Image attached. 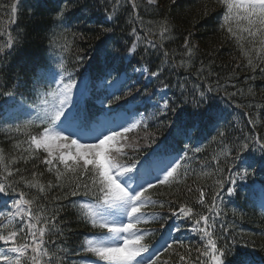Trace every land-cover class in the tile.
<instances>
[{"label":"trees","instance_id":"obj_1","mask_svg":"<svg viewBox=\"0 0 264 264\" xmlns=\"http://www.w3.org/2000/svg\"><path fill=\"white\" fill-rule=\"evenodd\" d=\"M17 2L19 7L14 16L11 5ZM65 2L71 12L65 22L60 23L55 19V11ZM113 3L115 0H0V45H4L10 35L15 40L19 33V43L7 55L0 56V89L8 91L15 84L18 94L23 93L28 103L33 101L34 88L45 86L39 79L40 71L48 66L54 70L57 57L63 56L68 70L79 82L77 94L80 96V106L93 110L98 117L103 107L100 101L104 100L106 106L107 98H111H106L103 84L118 74L127 73L128 83L133 89H139V92H133L135 108L128 113H132L136 119L141 118L139 114H144V123L126 134L128 141L136 145V148L125 149L129 156L143 157L155 150L157 145L170 146L173 154H178L177 158L184 154L185 144L191 149L201 148L199 153L189 151L190 159L184 161L189 166V172L182 183L160 186L147 193L152 199L177 201L171 210L158 206L146 209L147 212L158 211L165 218L139 225L149 233L144 238L145 244L154 243L167 228L172 230L175 240L182 242L183 247L174 245L167 253L162 251L161 260L176 264L179 255L173 253H179L185 255L191 264H196V249L202 248L205 241L198 232L192 231V220L173 216L172 211H178L181 203H187L201 214L207 211L206 207L195 204L199 193L195 190L187 193V189L214 186L216 177L202 176L200 173L215 170L216 163L212 157L224 145L231 149L233 144L242 142L246 136H256L264 142V59L257 57L253 51V65H248V57L242 55L241 45L244 50L252 45L248 39L238 42L221 28L225 9L218 0H156L154 5H149L147 0H136V11L132 10L127 0H121L119 17L105 23ZM165 20L170 28L167 33L169 38L162 40L160 25ZM107 27L114 29L112 41L115 42L109 41L106 60L100 51V42L104 40L103 28ZM133 29L136 30L135 34ZM243 35L247 36L246 33ZM186 37L190 46H194L190 59L185 55ZM133 42L137 43V51L129 56L127 48ZM153 44L157 47H152ZM161 44L162 48L159 47ZM65 46L69 49L66 52L62 51ZM165 52L168 53L167 57L164 56ZM78 55L83 60L77 61ZM182 61H186L187 66H181ZM145 66L152 71L157 67L164 70L158 78L133 72L134 68ZM114 67L121 72L112 71ZM164 84L169 85L164 91L174 103L166 114H159L154 102L159 99ZM208 87L213 89L210 93ZM124 91H128V88L115 95H123ZM200 91L205 92L203 99L199 96ZM4 99L0 97V152L5 155L7 163L12 156L28 155L23 151L28 147L25 143L28 136L23 131H15V125L22 121L11 127L6 124L8 120L5 115L16 105L4 104ZM120 103L123 104V101ZM172 109L183 110L181 115L195 112L205 114L211 109L213 119H202L194 123L186 135H176L170 122L178 117ZM14 116L15 113L11 114V117ZM250 119L254 124L249 123ZM40 130L33 127L30 132L37 134ZM220 131L226 133L223 138L218 135ZM146 134H150L148 139H145ZM213 137L216 139L213 140ZM17 143L20 144L19 148L15 147ZM44 155L41 152L27 162L18 159L14 166L20 168L27 179H31L32 171L42 173L38 179L46 186L45 194L23 186L21 190L28 193L29 198L35 196L38 204L46 209H59L57 224L63 234L46 236L52 241L47 247L57 254L63 264H82L81 258L85 255L89 260H94V256L83 253L81 248L89 233L100 230L92 229L80 219L78 208L74 205L84 199L82 193L76 197L68 195L72 191L70 177L65 179L63 185L57 186L55 173H49L47 166L41 162ZM231 155L235 156V151ZM245 155L254 157V163L249 168L251 174L246 180H238L235 185L226 182L217 200L221 212L217 228L223 222L229 229V232L222 234L227 241L221 240L219 243L247 245L253 251L257 264H261L264 258V153L258 145L252 144ZM201 161L207 167H202ZM219 163L225 169L223 175L226 176L229 174V163L234 161L231 157H220ZM48 182L53 184L52 188H47ZM228 186L235 188L231 195L227 193ZM212 190L206 188L208 203H211ZM64 196L67 199H63ZM56 197L61 199L55 200ZM4 199L7 197L0 196V210H4ZM8 204H11L10 199Z\"/></svg>","mask_w":264,"mask_h":264},{"label":"snow or ice","instance_id":"obj_2","mask_svg":"<svg viewBox=\"0 0 264 264\" xmlns=\"http://www.w3.org/2000/svg\"><path fill=\"white\" fill-rule=\"evenodd\" d=\"M147 2L149 5L156 4V0ZM218 2L225 9L221 28L238 42L248 39L252 45L248 50H244L241 45L242 55L248 57V65H253L251 58L253 51L257 57L264 59V0H218ZM127 3L131 5L133 11L138 8L136 0H127ZM18 7V2L11 5L14 16ZM121 7V0H115L105 23L117 19ZM70 12L71 8L65 2L55 11V19L63 23ZM113 31L112 27L103 28L105 35L104 40L100 42V51L106 60L107 46L109 41H112ZM169 31L168 22L165 20L160 25V38L168 39ZM135 32L133 29V34ZM244 33L247 34L246 37ZM17 43L19 33L15 40L10 35L8 41L0 45V56L7 55ZM152 47L155 48L157 45L153 44ZM159 47L162 48L163 45ZM184 47L187 48L185 55L190 59L194 46H190L187 37ZM68 50L67 46L62 49L65 52ZM136 51L137 43L133 42L128 46L127 54L131 56ZM167 55L165 52L164 56ZM76 59L81 61L83 57L78 55ZM123 59L121 57V61ZM181 66H187V62L182 61ZM111 70L121 72L115 67ZM163 70L162 67H157L152 71L145 66L134 68L133 72L158 78ZM39 79L48 83L46 87L34 88L35 100L32 103L27 102L23 93H17L15 84L11 90L0 89V97L5 98L4 104H15L18 112L28 116V119L15 125V131H23L28 136L25 141L28 147L23 150L28 155L12 156L5 163L6 157L0 152V196L7 197L3 200L4 210H0V264H63L57 254L48 249L47 245L52 241L46 239L49 235L63 234L57 224L59 209H46L44 205L38 204L35 196L29 198L28 193L21 190L23 186L45 194L46 186L38 179V176L43 174L32 171L31 179H27L24 172L14 166L18 159L27 162L34 156L38 157L41 152L46 154L41 162L47 166L49 173H55L57 186L63 185L65 179L70 177L72 191L68 195L76 197L82 193L84 199L78 205H74L78 208L80 219L92 229L100 230L86 236L81 250L95 259L89 260L85 255L81 258L82 264H158V262L168 264L167 260H161L160 250H152L143 242L149 233L139 225L165 218L158 211L147 212L148 207L158 206L160 209L168 207L171 210L177 201L152 199L147 193L160 186L182 183L189 172L188 164L184 163L190 159L189 151L199 153L201 148L191 149L185 144L184 154L177 158L178 154H173L170 146L157 145L155 150L143 157L129 156L125 149L136 148V145L128 141L126 134L144 123V114H139L140 119L127 114L135 108L133 92H139V89H133L128 83L127 73L118 74L103 84L106 98H111H107L106 106L104 100L100 101L103 107L99 110L102 112L99 117L95 116L93 110L80 106L79 94L74 97V89L78 88L79 82L68 70L63 56L57 57L55 70L51 66L42 69ZM168 87L167 84L163 85L159 99L154 102L159 114H166L174 103L164 91ZM180 87L183 88L184 85L181 84ZM125 88H128V91H124L123 95H115ZM212 90L211 87L207 89L209 93ZM199 96L203 99L205 92L200 91ZM172 111L178 117L176 121L170 122L175 128L176 135H186L188 129L202 119L209 121L213 119L211 109L205 114L195 112L181 115L183 110ZM249 123L254 124L251 119ZM33 127H39L41 130L37 134H32L30 129ZM169 131H172L171 127ZM225 134L224 131L218 133L221 138ZM149 136L150 134H146L145 139ZM215 139L216 137H213V140ZM252 144L258 145L259 150L264 153V142L256 136H246L242 142L233 144L231 149L224 145L221 151L212 157V161L216 163L215 170L211 173H200L202 176L216 177L214 186L187 189V193L193 190L199 193L195 204L206 207L205 213L201 214L187 203H181L178 211H172L173 216L192 220V231L198 232L205 241L202 248L196 249L198 252L196 264H257L253 251L247 245L220 244L221 240L227 241V237L222 234L229 232V229L223 222L217 228V220L221 215L217 200L222 195L221 190L225 188L226 182L235 185L238 180H246L251 174L249 168L254 163V157H246L245 154ZM15 147L19 148L20 144L17 143ZM232 151H235V156L231 155ZM220 157H231L234 161L229 163V174L226 176L223 175L225 169L220 167ZM200 164L207 167L203 161ZM221 176L223 178H219ZM52 187L53 184L48 182L47 188ZM206 188L212 190L211 203L206 200L208 195ZM234 192V187H227L229 195ZM62 198L67 199V196ZM54 199L59 200L61 197ZM165 244L166 247L162 246L164 253L174 245L183 247L182 242L174 238L171 243L166 241ZM173 255H179L176 264H191L185 255L179 253ZM261 264H264V258Z\"/></svg>","mask_w":264,"mask_h":264},{"label":"rangeland","instance_id":"obj_3","mask_svg":"<svg viewBox=\"0 0 264 264\" xmlns=\"http://www.w3.org/2000/svg\"><path fill=\"white\" fill-rule=\"evenodd\" d=\"M44 82H45V84H46V86H47V83H48V82L45 81V80H44ZM74 90H75V89H74ZM74 94H75V92H74ZM74 97H75V95H74ZM33 102H34V101H33ZM13 111H14L19 117H21L23 120L28 119V116H26V115L21 114L20 112H18L16 108L13 109ZM128 116L132 117L133 115H132V114H128ZM16 118H17L16 116L11 117V118H10V121H15ZM117 130H119V129H117Z\"/></svg>","mask_w":264,"mask_h":264}]
</instances>
